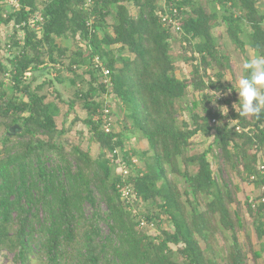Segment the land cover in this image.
<instances>
[{
	"label": "trees",
	"instance_id": "1",
	"mask_svg": "<svg viewBox=\"0 0 264 264\" xmlns=\"http://www.w3.org/2000/svg\"><path fill=\"white\" fill-rule=\"evenodd\" d=\"M14 1L19 9L0 5V30L15 31L3 50L16 51L8 70L0 64V256L13 254V264H258L264 257V112L257 119L239 116L240 105L239 111L221 108L223 101L230 107L221 96L235 88L223 82L231 58L212 33L225 25L242 55L249 46L264 56V9L257 0H212L211 11L197 0H169L180 36L165 26L161 0ZM36 14L41 37L22 26ZM56 39L78 48L68 55ZM175 41L183 51L177 59L170 54ZM178 60L191 65L190 79L177 77ZM52 66L54 80L37 84V73ZM56 85L74 94L65 118L80 107L87 113L83 122L99 147L96 159L79 146L66 151L67 132L56 121L61 107L45 92L51 87L61 100ZM103 96L121 104L122 114L111 110L117 120L109 133ZM179 106L190 122H179ZM121 123L126 133L117 132ZM198 135L204 142L213 137L201 153L193 150ZM133 138L146 149L126 150ZM210 156L220 174L232 163L241 184L254 185L260 196L243 204L242 187L219 181ZM172 175L184 180V190ZM219 239L226 254L217 258Z\"/></svg>",
	"mask_w": 264,
	"mask_h": 264
},
{
	"label": "rangeland",
	"instance_id": "2",
	"mask_svg": "<svg viewBox=\"0 0 264 264\" xmlns=\"http://www.w3.org/2000/svg\"><path fill=\"white\" fill-rule=\"evenodd\" d=\"M197 1H199L208 11L212 10V7H213L212 0H197ZM1 2H4V3H0V5L4 6L5 8L7 7L8 11H10L9 4L11 3V0H3ZM262 3L263 2L261 0H257V7L261 11H263V9H264L262 7ZM129 9L131 11V14H133L134 16L137 15V12L134 8L129 7ZM219 10L220 9L217 6V11L219 12ZM106 23H107L106 26H108L109 31H112V29H111L112 24H113L112 17H108L106 19ZM14 32L15 31L13 28H11V26H6V28H2L0 30V64L2 65V68L4 70H8V68H9L8 67L9 66V63H8L9 60H7V59L8 58H10V59L14 58V56L16 54V51L15 52L13 51L14 54H9V53L4 52V50H3V47L7 42L12 43V40H11L12 37L11 36L13 35ZM212 33H213L214 37L219 41L220 46L229 54V56L231 58V67H232L231 72L226 75V78L223 80V82L226 84L230 83V85L234 86V88H235L234 93L227 92L225 94V96H221V97L225 98V100L230 101V103H229L230 107L228 106V103L225 101H223L220 106L223 109V111H225V112H229L228 110L230 108H232L236 111H239V104H238L239 103V93L236 89V85H237V80L240 77L244 76L246 73V71L243 69L242 65L246 60L256 58L258 55H256L255 52L249 46L246 47V53L244 55H242L238 50H236L235 47L232 45L229 37H228L225 25L221 24V25L215 27ZM20 34H23V33H20ZM39 36L41 37L42 35L39 33ZM20 38H22V36L19 37L18 39H20ZM243 40L246 43L248 42V40L245 36L243 37ZM68 45H70V50H71V51H69L68 55H70V53H74L76 48H78V47H76L77 42L75 44L69 43ZM82 45L84 46L83 43H82ZM112 48H113V50H118V46L117 47L113 46ZM182 52L183 51L181 50V46H180L179 41H175V43L171 44L170 54L172 55V57L177 59L178 57L181 56V54H183ZM53 57L57 58L60 56H59L58 52L55 51L53 54ZM42 59L44 60L43 62H45L44 64L49 65L50 58L46 53L42 54ZM176 64H177V67H176L175 73H176L177 77L180 79H183V80L190 79L192 76L191 65H188L187 63H184L181 60L176 61ZM47 65H45V66H47ZM58 67L61 68L59 72H62L65 69V68L61 67L60 65ZM55 69L56 68L52 66L46 72H38L37 76L39 77V80L37 81V84H40V83L44 82L45 80H49V79L54 80L55 75H56ZM210 73L214 75V70H211ZM3 75L4 74L0 68V80H2L3 78L5 79V77H3ZM87 80H88V77L87 76L84 77V82L87 83ZM5 88L8 90L11 89V84L9 83L8 80L5 81ZM55 88H57V90H59L60 93L62 92L61 93V95H62L61 100H58L57 96L55 94H52L53 91H52L51 87L45 88V92L51 95V96L49 95L50 100L56 101L61 107V110H62L61 113L62 114L56 119V121H57V126L59 127V129L64 128L67 132L62 137V141L66 146V151L72 152L73 148L79 146L82 150L88 152L92 158L96 159L99 156V147L97 144H95L91 141V134L89 133V130L87 129V127L85 126V124L83 122L87 118V113L81 111L80 110L81 107H80V108H78L79 110H77V112L75 110L76 114H78V118H80V119H78V121H76V118H77L76 115H72V117H70L68 119V121H66L64 114L68 110L67 102L72 100V98L74 97V94H72V91L69 87H66L64 85H56ZM10 94H12V93L10 92ZM189 94H192V88H190ZM196 96L197 95H195V97ZM16 97L19 98L18 95H16ZM104 98L107 99V101ZM196 99H198V98L196 97ZM63 100L65 101L64 103L61 102ZM103 100L106 101L105 104H108V107H110L111 110H113L115 113L122 114L121 110L119 109V107H121L120 102H118L115 99L108 98L107 96H103ZM178 111H179V113H181V114H179L180 115L179 122H190V116H189L188 112L183 111L182 107H180V106L178 107ZM198 113H200V111ZM113 120L114 121L117 120V117L115 115H112V121ZM121 121L123 123V120H121ZM122 123H121V125L117 126L118 127L117 132L123 131V124ZM131 130H133V128H131ZM123 132H125V131H123ZM1 136H2V132L0 131V138H1ZM203 140H204V138L202 135H198L197 137H195V139L193 141L197 145L195 144V147L193 149L194 152L197 151L198 153H201L204 150H206L209 142H211L213 140V137H211L209 141L204 142ZM141 143L142 142H138V140L137 139L135 140L134 138L132 140H127L126 150H130L133 146H135V148L137 150H140V149L145 150L147 145H142V144H145L144 142L142 144ZM0 148H1V145H0ZM209 160L212 163V166H213L212 168L215 172V176L217 177V179L219 181L222 178H228L231 181L232 185L241 186V181L239 180V177L237 175L236 170L233 169L232 163H229V165L226 166V168L223 167V172L221 173L222 174L221 175L220 172L218 171V168H217V164H218L217 161L218 160L213 158L212 156L209 157ZM170 178H171V180L179 183L181 190L185 189L184 180L182 178L174 176V175L170 176ZM246 187H250V191H247ZM260 192L261 191L254 190L253 186L244 185L243 193L240 195V197L242 198V203L245 204L247 197L256 199L258 196H260ZM146 208H147L146 205L140 206L141 210H144ZM150 209L153 210L152 208H150ZM245 217L247 218V220L249 222L250 220L248 219L247 214H245ZM163 218L165 219L164 216H163ZM250 223H251V221H250ZM164 228L169 229V228H171V226L168 222H166L164 224ZM151 232H152V234H156L155 230L151 231ZM255 241H256V239L254 237V242ZM241 242L245 243L244 236H242V235H241ZM214 248H215V253H216L217 258L222 257L226 254V247H225V244L222 240H220V239L217 240V242L214 243ZM13 258H14L13 254H8L5 251H3L1 253V256H0V264H13L14 263ZM33 264H43V263H41V261L38 259V260L34 261ZM258 264H264V257L261 261H259Z\"/></svg>",
	"mask_w": 264,
	"mask_h": 264
},
{
	"label": "clouds",
	"instance_id": "3",
	"mask_svg": "<svg viewBox=\"0 0 264 264\" xmlns=\"http://www.w3.org/2000/svg\"><path fill=\"white\" fill-rule=\"evenodd\" d=\"M242 67L247 74L237 80L241 108L238 113L239 116L259 119L264 112V56L246 60Z\"/></svg>",
	"mask_w": 264,
	"mask_h": 264
},
{
	"label": "built area",
	"instance_id": "4",
	"mask_svg": "<svg viewBox=\"0 0 264 264\" xmlns=\"http://www.w3.org/2000/svg\"><path fill=\"white\" fill-rule=\"evenodd\" d=\"M169 0H161V4H163V8L165 10V14L163 16V22L165 23V26L168 27L174 34L175 36H180V25L179 22L177 20V18L179 17L178 11L176 9H172V15L170 13H168L167 11V7H166V2H168ZM9 4V3H8ZM11 4V5H10ZM9 4L10 6V10L13 9H19L18 4L14 1L11 0V3ZM92 4V0H88L87 1V6H90ZM42 21V17L40 14H36L34 17L30 18L26 23L22 24V26L25 27H29L32 30L37 31V33H41V25L39 24ZM18 29L20 28L19 26L17 27ZM10 44V43H8ZM10 45H8V49H10ZM11 53V52H10ZM9 53V54H10ZM96 62L98 63L99 60L97 59ZM32 75V73L27 72L25 73V76L28 78H30ZM103 75L105 76V80L104 82L108 83L109 80L106 79L109 76V71L104 70ZM103 116H104V130L109 133L111 131V124H112V115H111V109H109L108 107H106L103 111ZM120 169V173L122 174H126L127 171L125 169L124 165H121ZM261 169H263L261 167Z\"/></svg>",
	"mask_w": 264,
	"mask_h": 264
},
{
	"label": "crops",
	"instance_id": "5",
	"mask_svg": "<svg viewBox=\"0 0 264 264\" xmlns=\"http://www.w3.org/2000/svg\"><path fill=\"white\" fill-rule=\"evenodd\" d=\"M8 10V9H7ZM69 43H71V44H73L72 42H70V40H68V39H56V45L60 48V49H64V50H67V53H69V51H71L70 50V45H68ZM80 45V47L81 46H83L82 45V43L81 42H78ZM115 47H117V46H115ZM80 73H82V71H79ZM79 73V74H80ZM65 90V89H64ZM60 106V105H59ZM61 112H62V110H61ZM76 112H77V110H76ZM76 112L75 113H72L69 117H67L65 120L66 121H68V119L70 118V117H72V115H78V114H76ZM138 142H140V141H138ZM142 143L144 142L145 144H142V145H146V142L143 140V141H141ZM244 185H248V184H241V187H242V189H244ZM249 186H253V189L254 190H256V191H258L255 187H254V185H249ZM246 189H247V191H250V187H246ZM240 194H242V193H240ZM241 198V197H240Z\"/></svg>",
	"mask_w": 264,
	"mask_h": 264
},
{
	"label": "water",
	"instance_id": "6",
	"mask_svg": "<svg viewBox=\"0 0 264 264\" xmlns=\"http://www.w3.org/2000/svg\"><path fill=\"white\" fill-rule=\"evenodd\" d=\"M12 130H14V128Z\"/></svg>",
	"mask_w": 264,
	"mask_h": 264
}]
</instances>
